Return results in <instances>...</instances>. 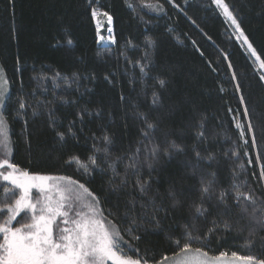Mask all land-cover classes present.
<instances>
[{
  "label": "trees",
  "instance_id": "16d2710c",
  "mask_svg": "<svg viewBox=\"0 0 264 264\" xmlns=\"http://www.w3.org/2000/svg\"><path fill=\"white\" fill-rule=\"evenodd\" d=\"M132 2L135 11L126 6L125 0H98L102 10L109 11L114 17L112 27L116 42L103 46L97 43L96 19L91 15V7L98 6L95 2L90 6L89 0H0V66L9 81L5 105L0 111L7 119L13 141L10 157L13 163L31 172L72 175L88 184L102 200L107 197L104 207L121 216L126 201L133 197L137 201L135 213L141 211V197L133 191L134 177H129L126 192H111L107 184L112 176L110 170L107 174L96 171L92 177H87L75 172V166L65 167L63 162L70 155L86 159L93 143L104 147L92 140L93 134L100 137L107 133L112 137V144L108 146L112 159L124 155L141 140L143 124L136 114L149 113L151 117L159 118L161 130L156 132L155 139L163 144L165 133H171L167 140L185 146V151L160 157L156 170L151 172L152 188L163 194L169 183L175 182L185 205L175 211L169 210L168 218L161 219L160 229L136 233L142 239L134 244L141 252L145 248L153 250L156 259H160L164 254L171 256L174 250L169 235L179 236L183 226L192 220L189 203L198 197L200 182L199 174H194L190 166L195 162L194 145L203 156L208 155L205 148L216 154V160L208 170L217 173L224 187L231 181L233 167L244 164L240 179L247 180L256 196L264 199V181L259 179L264 156L259 161L255 159L257 152L264 153V136L260 133V129H264V83L259 80V73L253 71L246 51L233 37L211 0H187V3L175 0L183 12L169 0H159L164 6L163 11L145 7L140 0ZM155 2L145 0V4ZM228 2L235 6L242 27L254 46L258 51L264 49V0ZM188 17L196 23L192 24ZM98 18L102 25L100 31L105 34L106 19ZM66 30L73 40L72 47L65 44ZM148 37L156 41L154 48L146 49ZM146 50L151 53L152 64L142 81L139 67L128 61L140 60ZM98 52L101 55H97ZM225 52L229 54L228 60L223 58ZM17 56L20 57L19 72ZM229 60L237 73L252 122L257 127L258 148L247 146L252 164L247 163L249 157L243 155L244 148L240 150L238 161L224 156L233 147V141L239 143V133L232 118L243 108L238 101L240 93L235 90L236 81L231 80V71L227 67ZM56 72L62 76H71L75 72L81 79L72 88H67L62 80L58 81L61 86L54 88L50 78ZM41 76L49 79H38ZM157 78L167 81L164 89L157 85ZM153 91L159 92L163 100V106L155 110L151 104ZM21 98L31 107L20 110ZM61 98L75 103L65 104ZM37 100L53 101L49 108L57 120V131H65L69 122L76 120L74 130L78 140L69 137L66 142H61L49 125L46 109L33 116L32 109L38 108ZM82 108L93 113L91 116L85 114L83 124L76 115ZM229 108L233 111L229 112ZM96 110L100 112L98 116ZM201 117L205 118L207 141L198 143L195 125ZM25 120L27 133L24 132ZM202 167L208 165L202 162ZM117 170L123 175L124 165L120 164ZM141 171L144 178L149 176L146 166ZM0 183L11 187L6 182ZM116 183H119L118 179ZM16 195H19L18 190ZM15 198H4L0 187V206ZM6 215V212L0 213V221ZM213 220H226L234 227L215 233L210 240L211 254L223 251L228 257L236 252L240 256L255 254L264 258V252H261L264 229L257 230L255 246L246 247L249 230L254 225L246 217L241 218L235 208L225 213L223 206H214L207 219L196 221L200 231L194 235L206 233L213 226ZM17 221L28 222V217L21 213ZM220 227L223 228V224ZM125 239L129 238L126 236Z\"/></svg>",
  "mask_w": 264,
  "mask_h": 264
},
{
  "label": "snow or ice",
  "instance_id": "6c2138e0",
  "mask_svg": "<svg viewBox=\"0 0 264 264\" xmlns=\"http://www.w3.org/2000/svg\"><path fill=\"white\" fill-rule=\"evenodd\" d=\"M94 2L98 5V0H89V5L92 6ZM169 2L183 12L175 0H169ZM211 2L220 10L225 21L232 28L236 39L240 41V46L246 51L253 71L259 73V80L264 82V49L258 51L254 46L242 27L241 19L234 5L230 4L228 0H211ZM140 3L156 11L164 10V6L159 0L148 4H145V0H140ZM125 4L135 11L136 6L132 0H125ZM91 15L94 19L103 16L107 22L108 35L105 37L100 34L101 25L97 19V43L107 44L108 41L115 43L112 27L113 15L109 11L102 10L100 5L91 7ZM188 19L192 24L196 23L191 17ZM197 27L199 26L197 25ZM169 31L171 32L172 29L170 28ZM208 39L210 40L211 37ZM57 43L59 44V41ZM192 43L194 46L196 45L195 40ZM65 44L68 47L73 46V40L70 35H67V30ZM155 46V40L151 37L146 38V49ZM200 54L203 56L202 52ZM97 55H101V53L98 52ZM228 57V53H223L225 60H228ZM128 63L139 67L140 79L143 81V78L148 76L152 64L151 53L146 50L140 60L134 62L129 60ZM227 67L231 71V80L236 81L235 90L240 93L238 101L243 108L232 118L234 127L239 133V143L233 141V147L226 151L224 156L229 159L235 158L238 161L241 157V148L245 149L243 152L245 157H249L247 151L249 144L253 148H258L257 127L252 122L248 103L230 60ZM19 70L20 57L17 56V71L19 72ZM38 79L49 78L41 76ZM50 79L54 88L61 86L58 83L60 80L67 88H72L74 84H78L81 77L75 72L71 76H62L56 72ZM105 79L109 78L106 76ZM156 83L159 88L164 89L167 81L157 78ZM8 84L5 70L3 66H0V109L5 105ZM123 99L125 97L122 95L121 100ZM61 100L65 104L75 103V101L63 100V98ZM52 103L53 101L49 100H37L38 108L32 109V115H40L42 114L40 110L46 109L49 125L61 142H66L69 137L78 140L74 130L76 120L70 121L65 131L56 130L57 120L49 108ZM151 104L154 110L163 106L159 92H152ZM29 107L31 105L21 98L19 109L24 110ZM228 111L232 112L233 109L229 108ZM85 114L93 115L86 108L80 109L76 114L81 124L84 123ZM95 114L98 116L99 110H96ZM136 115L143 124L140 129L141 140L130 152L112 159L108 147L112 144V137L107 133L100 137L93 134L92 140L102 143L104 147L93 143L91 153L86 159H82L79 155H70L63 162L65 167L75 166V172L87 177H92L96 171L107 174L110 170L112 176L107 184L108 190L111 192H126L129 188V177H134L133 191H137L141 197L139 202L141 211L139 214L135 213L137 201L133 197L126 201L125 212L121 216L104 207L107 197L102 200L101 196L93 191L88 184L72 175L31 172L13 163L10 159L13 153V141L9 136L7 119L0 111V182L11 185L8 187L0 183V187L3 188L4 198L16 197L10 203L0 206V213H7L6 217L0 221V264H264V258H259L255 254L240 256L236 252H232L231 260H228V254L223 251L216 255L211 254L210 240L215 233L230 231L234 227V224L226 220H213V226L206 233L194 235L200 231L196 221L201 218L207 219L214 206L217 208L223 206L225 213L230 212L233 208L238 209L241 218L246 217L249 223L254 225L250 228L246 241V247L249 249L255 246L254 237L257 230L264 229V199L256 196L247 180L240 179L245 165L241 163L233 167L231 181L224 187L218 180L217 173L208 170L211 168L212 162L216 160V154L205 148L204 151H207L208 155L203 156L195 145L193 146L195 162L190 166L193 173L200 176L199 195L189 203L192 220L183 226V231L179 236L172 233L168 237L169 243L174 247L171 256L164 254L160 259H156V253L153 250L145 248L141 252L140 248L135 246L134 242H139L142 239V236L136 233L160 229L161 219L168 218L169 210L175 211L185 205V200L181 199L182 194L178 192L175 182H170L165 192L161 194L159 189L153 190L151 176V172L156 170L155 165L162 155L170 157L173 152L182 153L185 151V146L174 140L168 141L167 136L171 133L167 132L165 141L161 144L155 139L156 132L161 130L160 119L151 117L149 113L138 112ZM204 120L205 118L201 117L195 125L198 129L195 133L198 143L207 141ZM27 131V120H25L24 132L27 133ZM260 133L264 136V129H260ZM262 156L264 153L257 152L255 159L259 161ZM125 161L127 162L125 163ZM202 162L206 163L208 167H202ZM247 163H253L251 157L248 158ZM120 164L124 165L123 175L117 170ZM103 165H107V167L105 168ZM145 166L149 169L147 178L143 177L141 171ZM117 179L119 183H116ZM259 179L264 181V165L261 166ZM17 190L19 195H16ZM229 200H231V204H229ZM21 213L28 217V222L17 221V217L21 216ZM221 224H223V228L220 227ZM126 236L129 239H125ZM194 245L199 246L194 247ZM261 252H264V248L261 249Z\"/></svg>",
  "mask_w": 264,
  "mask_h": 264
},
{
  "label": "rangeland",
  "instance_id": "374dc122",
  "mask_svg": "<svg viewBox=\"0 0 264 264\" xmlns=\"http://www.w3.org/2000/svg\"><path fill=\"white\" fill-rule=\"evenodd\" d=\"M217 10L219 11V13H220V10L217 8ZM222 15V14H221ZM223 16V15H222ZM224 18V17H223ZM98 20H99V18H97ZM97 19H96V27H97ZM225 20V19H224ZM226 22V21H225ZM99 23H100V20H99ZM107 23V22H106ZM101 25V24H100ZM226 25H228L229 26V28H230V31H231V33H232V35H233V37H235V39H236V36H235V34L233 33V30H232V28L230 27V25L226 22ZM101 27H102V25H101ZM101 29V28H100ZM100 34L101 35H104L105 37H107V35H108V33H107V31H106V33L105 34H102V32L100 31ZM237 40V39H236ZM238 41V40H237ZM110 43H112L111 41H108L107 42V44H105L104 42H100L99 44H101V45H103V46H106V45H108V44H110ZM238 43L240 44V41H238ZM245 50V49H244ZM264 83V82H263ZM228 260H231V257L229 256L228 257Z\"/></svg>",
  "mask_w": 264,
  "mask_h": 264
}]
</instances>
